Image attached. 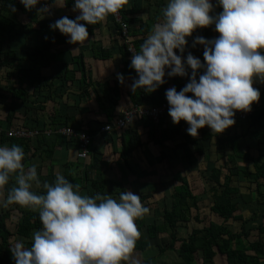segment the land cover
I'll return each mask as SVG.
<instances>
[{
    "label": "trees",
    "instance_id": "16d2710c",
    "mask_svg": "<svg viewBox=\"0 0 264 264\" xmlns=\"http://www.w3.org/2000/svg\"><path fill=\"white\" fill-rule=\"evenodd\" d=\"M41 2L50 3L51 0H41ZM66 2V8L73 9L74 0H66ZM212 2H216L214 6L215 13L222 11V6L218 5L217 0H212ZM9 4H15L18 8L25 10L16 0H0V74H2L0 77V101L7 104L8 99L18 96L22 100L20 110L23 109L26 115H31L30 111L35 108L37 117H39V114L44 113L48 99L53 97V94L44 95L43 89H49L50 86L52 87V84H54L53 80L56 78L61 81H63V79H74L75 72L78 71L80 73L81 96L90 99L92 97L90 88L93 86L97 92V94H95V100L98 105L97 110L98 112L105 113L107 117L106 122L94 120L96 124L95 129L87 128L86 131L91 133L93 139L97 132L106 142L115 143L116 140L120 142L118 159L113 160L114 162L105 158L103 150L98 148L94 141L90 145L88 158L84 160L78 156L77 138L62 134L58 135V140L66 144L68 148L70 147V150L75 145L77 149V162L84 163L82 175H79L78 172L72 173L68 168L64 175L69 181L74 184H79L81 190L90 183L91 188H89V192L91 191V195L99 192L118 197L121 191L128 190L127 184H132V182H127V175L136 169V160L140 157L138 151L144 149L142 155L147 154L146 145L151 143L158 149V162H166L174 168L173 161L170 160L168 155L167 147L169 146V142L173 143L179 139V135H183L185 136L184 138H186V140L184 139V141H180V143L182 144V157L184 162L190 167L189 172H192L199 161L196 154L206 155L208 160L211 159L210 155L206 154L207 147L204 142V140L210 139L213 136L209 126L199 129V135L193 137L188 132H183L179 124L178 126L168 125L165 116L169 113L168 111L160 117L159 122L151 118L138 117L134 119L131 125H127L121 130L114 128L111 132L100 133V128L103 125H114L121 113L118 110V106H120L121 103L123 89L119 80L94 79L90 69L86 65L85 56L82 52L72 57V60L77 64V70L70 68L62 57L64 51L61 49L62 46H68L67 37L58 30L54 34L47 33L48 38L46 39V35L40 34L41 25L38 24L40 27L35 26V23L39 21V14L36 8L33 9L32 13L28 15V20L25 21V19H14L8 16L5 6H9ZM161 4H163V2ZM157 7H160V5H157ZM133 10L134 6L132 8H126L124 6L119 12L122 20L128 24L129 36H131L136 50L139 51L140 44L150 32L155 21L154 17L149 16V18L140 23L138 29L133 30L131 28L132 23L136 20H141L139 17L137 18L135 16L136 13H133ZM66 15L69 18H75L70 14L66 13ZM117 24L115 26L118 28L120 36L122 34L121 25ZM42 28V30L48 32L47 26L42 25ZM214 28V25L202 28V32L206 35V38L212 39L216 37V35L212 33ZM92 32L93 31L89 30V34H92ZM29 34L40 35L41 42L35 45H28L24 52L19 53L14 47V41L19 40L18 38L20 37L26 39ZM119 38L122 39V42L118 44L121 51L122 67L126 74L132 75L133 82V77L138 78V74L134 68L130 67L131 55L128 52L124 39L118 37L117 40ZM192 44L193 40L186 46L185 54L183 53L185 58L187 56L186 53L191 52L193 55H197L203 62L204 47L200 44H197L196 47H192ZM92 50L94 56L100 59L109 58L112 54L108 47L103 46L100 42H94ZM54 62H58L55 67V74L52 77L44 75L42 73V68L49 67ZM2 78L6 79L7 82L11 81V78H14V82L18 84V87L9 85V83L8 85H3L1 83ZM29 78L31 79L30 82H28L29 87H24L23 84H25ZM186 83L187 82L180 79V76H176L171 83L166 81L165 84L161 85L152 93H146L143 89H137L135 92L131 90L128 93L132 104L127 107L137 104L146 107L161 105L167 101L165 93L169 85L176 86L177 90H180ZM29 89L32 94L29 93ZM189 95L192 94L190 93ZM259 101H261V104L259 106L256 104L253 105L252 114L242 122L249 121L248 133L254 137L256 143L264 146V92L261 93ZM63 106L64 109L68 108L66 105ZM51 113L55 114V116L58 115L57 110ZM15 114L16 108H14L13 105H9L5 116L7 124L0 129V145H21L26 153L24 159L26 167L28 166L27 163L30 161L29 158L31 155H39L41 158L45 157L50 159L55 153L57 138L50 141L49 138L41 136L43 135V133H41L42 130H44L43 127L28 124L26 121L29 116L26 117L24 122L16 118ZM73 118L74 116L67 114V117H65L66 121H64L66 127L70 126L77 131L83 130L84 127L82 125L77 126L71 123V120H75ZM235 120L236 123L234 125H238V122L241 121L238 119ZM54 122L57 123L58 121L54 120ZM2 124L4 125V122H0L1 126ZM138 126L143 127L146 134L145 139L142 138ZM37 127H40L39 133H41V135H38V133L31 137H15L7 134L12 128L35 130ZM240 136L241 134L234 133L233 135L222 138L226 146L225 149L229 148L231 150V152L227 154V161H231V165L228 167V173L224 174L221 167L215 165H210V170L207 168L205 169L208 175H205L204 178L207 179L206 184L213 193V199L208 212L217 215L221 219V222L209 220L207 224L193 228L188 236H179V227L183 223L188 222L193 217L198 222L204 221L200 212V198L195 190L196 187L193 185L194 180L188 176V172L176 170L172 173L174 187L171 201L170 203H165L162 207L158 201L151 199L154 194L152 190L139 193L142 202L150 210H153V213L158 208H162L161 217L158 220L153 219L152 221H148L149 218L145 215L136 221L141 232V237L137 241L135 251H141L145 255L142 264H160V259L163 260L161 257H164L163 255L168 250L177 252L179 257L178 261H172L170 264H214L215 257L219 253L225 256L227 264H264V211L262 213L261 211H255L253 215L246 217L242 213L238 203L239 198L243 199L245 202L255 200L261 203V201H264V152L258 149V153L255 155L254 153L251 154L249 149H247V151L243 150L240 147ZM237 158L249 159L253 163L254 169L238 168ZM76 164L80 166L79 163ZM114 166L119 172L118 170L115 171L116 168H114ZM114 172V177L108 178V173L112 174ZM38 173L40 174L41 181L45 180V176L42 174V167L40 166H38ZM239 173L245 175L250 181L249 183L245 181V183H248V185H246L248 192H242L241 188L245 185L238 182L236 183L233 179L234 176L236 174L239 175ZM55 176L56 174H53L51 181H54ZM12 182L14 183V179L10 180L7 191L13 184ZM254 184L255 189L253 190ZM255 193L257 195L254 197ZM16 211L19 212V215L17 218H14V213ZM206 215L209 216V214ZM260 215H262L263 219L259 222V225L255 227L258 230L259 236L255 239H250L252 228L249 227V222L253 218L260 217ZM230 219L240 221L239 230L234 231L228 226L226 222ZM9 220H14L16 222L15 230L13 231L9 227ZM41 227L42 222L38 210H33L17 204L9 205L7 208L1 207L0 264H15L10 250V247L14 244L15 237H19L20 240L22 239L25 244L28 245L31 243L33 231ZM162 235H167V238L162 239V237H164ZM152 245L158 247V254L152 255L148 252ZM198 258L201 259V263H199ZM165 264L169 263L165 262Z\"/></svg>",
    "mask_w": 264,
    "mask_h": 264
},
{
    "label": "clouds",
    "instance_id": "9594fccd",
    "mask_svg": "<svg viewBox=\"0 0 264 264\" xmlns=\"http://www.w3.org/2000/svg\"><path fill=\"white\" fill-rule=\"evenodd\" d=\"M20 2L27 10L36 8L42 18L51 14L52 6L67 4L66 0ZM127 3L74 0L73 11L79 14L74 19L67 15L58 18L49 27L64 34L69 44H80L90 37L88 25L117 14ZM217 3L222 6L219 13L214 12L212 0H166L139 51L132 50L130 67L138 74L130 85L133 92L152 93L166 83V76L189 77L180 90L172 86L165 94L173 123L186 121L193 137L206 125L218 133L234 125L236 111L250 112L260 99L254 79L264 82V0ZM9 7L12 12L17 10L15 4ZM213 24L218 37L197 35L192 44L204 46V61L191 52L185 58L187 37ZM117 78L125 83L123 73ZM122 108L118 110L124 112L126 125H131L136 112ZM25 155L19 144L0 145V189L14 179L6 196L0 191V207L17 204L38 210L42 222L33 231L30 244L21 239L10 247L15 264H142L133 255L141 237L136 221L150 209L138 193L121 191L118 197L85 194L62 173L54 181H41L38 165L26 167Z\"/></svg>",
    "mask_w": 264,
    "mask_h": 264
},
{
    "label": "crops",
    "instance_id": "0c3cea01",
    "mask_svg": "<svg viewBox=\"0 0 264 264\" xmlns=\"http://www.w3.org/2000/svg\"><path fill=\"white\" fill-rule=\"evenodd\" d=\"M153 5L155 7H153ZM133 6H134L133 13H136L135 16L137 18L139 17V19H141V20H136L134 23H132L131 28L133 30L138 29L140 26V23L142 21L146 20L147 18H149V16L154 17L155 22H157L158 18L161 16V9L162 8L157 7V2L151 3L149 0H128V3L125 5L126 8H132ZM146 7H148V9H147L148 10V16L145 15L144 10H143ZM64 8L67 10V14H70L74 17L79 14L78 11H73V9H71V8H66V6H64ZM7 14H8V16H10L14 19H22V18H17L13 13H7ZM39 16H40V14H39ZM145 16H147V17H145ZM61 17L62 16H58V17L54 18L53 21H55L57 18H61ZM114 18L115 17L113 16V14H109L108 17L104 21L99 22L95 25H88V30H91L93 32H92V34L90 33V37L87 41L80 43V44H78V43L77 44H69L68 43L67 47L62 46L61 49H63V51H64L63 56H62L63 59L68 63V66L70 68H73L76 70H77V64H75V62L72 60V57L75 55H78L79 53L82 52L85 56L86 65L90 69L94 79H111L113 81V79H118L117 78L118 73H123L124 77H125V83L121 84L123 92H122V99H121L120 106H118V109L123 107L122 108V110H123L125 107L132 104L131 99L129 97V93H128L129 91L132 90L130 88V85L132 83V75L126 74L124 72L123 67H122L121 51H120V48L118 46V44L122 42V39L119 38L118 39L119 41L117 40V38L121 37V36H119L118 28L115 26L118 22L115 21L116 19H114ZM22 20H24V19H22ZM27 20L28 19H25V21H27ZM38 24L41 25V23L38 21L37 24H35V26L40 27ZM40 29H43L42 25H41ZM198 30L200 31L202 36H204V37L206 36L202 32V28H199ZM42 31L43 30H41L40 34H44ZM57 31H58V29H56L55 31L50 29L44 35H46V37H47L48 34H54ZM131 33H132V31H131ZM212 33L214 35H216V37H218L220 35V34H218V31L215 28L212 30ZM116 35H118V36H116ZM31 36L37 37L39 39V41H35V42L29 44V41L31 40ZM195 36H197V35L192 34V36L187 37L188 43H190V41L194 40ZM20 38H18L19 40L14 41V47L17 49V51H19V53L24 52L28 45H35V44H39L41 42V36L38 34H29L28 37L26 39H24L25 42H22V38L21 39ZM94 42H100L103 46L108 47V49L112 53L111 56L109 58H104V59L96 58L94 56V52L92 50V45ZM202 47H204V46L202 45ZM176 51L178 54H180L178 49ZM184 54H183V56L185 57ZM187 54L188 53H186V55ZM194 56L197 57V55H194ZM57 63L58 62H54L49 67H43L42 73L48 77H52L56 72L55 67H56ZM79 77H80V73L78 71H76L74 79H69V80L63 79V81H61L60 79L56 78L55 80H53L54 84H52V87L49 84V86H50L49 89H43L44 95L53 94V97L48 99L46 107H45V111H44V113L39 114V117H37V113H36L37 111L35 110V108H33L30 111L31 115H26L23 112L24 111L23 109L20 110V105H21L22 100L18 96L16 98L8 99L7 104H5L3 101H0V122H4V125L3 124H2V126L0 125V129L5 127V125L7 124V121L5 120V116H6L7 108L9 107V105H13V107L16 108V114L15 115H16V118H18L19 120H22L25 122L26 117L29 116L27 121H26L28 124L43 127L44 130H42V132H41V133H43V135H41V133H39L38 135L45 136L46 138H49L50 141L57 138L58 135H61V133H59L57 131L63 127H66V124H64V121H66L65 117H67V114L74 116L73 119H75V120H71V123H73L74 125H77V126L82 125L85 130L87 128L95 129L96 124L94 123V120H98V119L100 120V118H99L100 115H101V118L103 120V118L106 117V115H105V113L100 112V111L98 112V110H97L98 105H97L96 100H95V94H97V92L95 91L93 86L90 88V93L92 94V97L90 99H88V98L86 99V97L84 98L81 96L82 90L80 88ZM175 78L176 77H167V76L165 77L166 81H168L170 83ZM180 79L184 80L185 82H188L189 77H180ZM11 80H12V85L14 87H18V84L14 82L15 81L14 78H11ZM30 80L31 79L29 78L27 80V82L25 84H23V86L28 88L29 87L28 82H30ZM1 83L7 84V80L3 78L1 80ZM253 86L258 88L261 93L264 92V82H261L257 79H254ZM170 87H172V85H169V88ZM29 93L32 94L30 89H29ZM33 97H36V96H33ZM32 99H34V98H32ZM255 104L257 106H259L261 104V101L254 102L253 105H255ZM63 105H66L68 108L64 109ZM253 105H252V108H254ZM54 110L58 111V115L55 116V114L51 113ZM116 112H118V111H116ZM103 114H104V116H103ZM165 116H166V120H167L168 125L178 126V124L173 123L172 118L169 115V113L166 114ZM54 120H56L58 122L55 123ZM18 122H20V121H18ZM238 123H239L238 125H232V126L228 127L227 129H225L221 133L214 132L209 127L210 131H212V133H213V136L210 139L204 140V142H205L206 147H207L206 154H209L211 159L208 160L206 155L196 154V156L199 160L196 165H199L200 161L202 162V161L206 160L207 165H209V166L215 165L217 167H221L222 172L224 174L228 173L229 172L228 167L231 165V161L230 160L227 161V154L230 153L231 150L229 148L225 149L226 146H225V143L222 141V138L229 136V135H233L234 133L241 134L239 141H240V147L243 150L247 151V149H249L251 154L254 153L255 155L258 153V149L260 151L264 152V146H261L258 143H256V140L254 139V137L248 133L249 121H246V122L240 121ZM179 125H181L183 132H187V128L189 127V125L186 121L181 120ZM40 127H37L35 129L39 130ZM204 127H208V126L206 125ZM138 130L140 132V130H143V127L138 126ZM143 132L145 133V131H143ZM200 134H201V132H200ZM145 137H146V134H145ZM178 137H180V138L177 139L175 142H173V143L169 142V146L167 147V151L169 148H173L177 145V148L181 149V152L183 155L182 144L180 143V141H184V139L186 140V138H184L185 136H183V135H179ZM142 138L145 139L143 135H142ZM58 139L59 138H57V141H56L55 153L52 155V157L50 159L49 158L44 159L45 163L43 162L41 165L42 174L45 176V180L47 179V181L52 180L53 174L62 173L64 175L66 173V171L68 170V168H69V170L72 171V173L78 172L79 175H82L83 170H84V163L83 162H77V149H76L75 145L73 144L74 147L70 150V147L68 148L66 146V144L60 142ZM93 141L98 146V148H100V149H103L104 146L106 145V143H105L106 141L104 140V138L103 137L101 138V135L97 132L94 135ZM103 144H104V146H103ZM150 144L146 145V147H148V152L153 150V148L150 147ZM153 147L156 148L155 146H153ZM78 151H79V149H78ZM114 155H113V157L115 159H113V160H117L118 156L115 157ZM32 156L35 157L37 155H32ZM109 158H110V156H109ZM170 160L174 161L175 163L177 162V160L172 158V157H170ZM181 160L184 161L182 156H181ZM72 162H74V163H72ZM76 163H79L80 166H78ZM237 164H238V168L240 167V168L254 169L253 163L247 158H237ZM173 165H174V163H173ZM209 166L207 167V169L210 170ZM175 168L176 167L174 165V169ZM176 170H180V169H175L174 171H176ZM239 177L242 179L245 178L246 180L249 181V179H247V177H245V175L239 173V175L236 174L233 178L236 181V183H237V178H239ZM86 187H85L86 189L91 188L90 183H88ZM84 189H82V190H84ZM82 190H81V192L85 193ZM241 190H242V192H248L247 190L244 191L242 188H241ZM252 195H253V191H252Z\"/></svg>",
    "mask_w": 264,
    "mask_h": 264
},
{
    "label": "rangeland",
    "instance_id": "374dc122",
    "mask_svg": "<svg viewBox=\"0 0 264 264\" xmlns=\"http://www.w3.org/2000/svg\"><path fill=\"white\" fill-rule=\"evenodd\" d=\"M149 1L151 3L157 2V5L158 6L160 5L159 8H163V6L166 3V0H149ZM16 2L21 4L23 6V8H25V6L20 2V0H16ZM162 2H163V4H161ZM41 4H43V3L41 2ZM213 4L215 6L216 2H213ZM39 6L40 5H37V8ZM15 7L17 10L15 12H12L11 8L9 6H5L6 13H13L17 18H22V19H28V15L31 14L32 10L34 9L33 8L32 10H27L25 8V10H22V8H18L17 6H15ZM153 7H155V6L153 5ZM147 9H148V7L144 8L143 10H144L145 15L148 16V10ZM66 13H67V10L64 7L52 6L51 14L46 15L44 18H42V14H40L39 22L41 23V25L47 26L48 27L47 31H49L51 29L49 27V25L54 22L53 21L54 18H56L58 16L63 17L64 15H66ZM147 16H145V17H147ZM35 24H37V23H35ZM40 30H42V29H40ZM45 31L46 30H43L42 32L44 34H46ZM218 34H220V33L218 32ZM193 35H201V33L198 29H196V30H194ZM35 41H39V39L37 37L31 36V40L29 41V44L33 43ZM22 42H25V40L22 39ZM1 75L2 74H0V77H1ZM3 76H4V73H3ZM11 81L7 82V84L6 83L5 84L2 83V84L8 85V83H9V85H12ZM251 111H253V110H251ZM103 116H104V114H103ZM99 118L101 121L102 120L101 115L99 116ZM102 121L106 122L107 117H104ZM143 131H144V129L140 130V133L145 138V133ZM105 143H106V145L104 146ZM105 143L103 144L104 148L102 149L103 153L105 155V158H107L110 161H113V159H115L113 157V155L115 154L114 155L115 157L118 156V151L120 148V142H118V140H116L115 143H113V142H105ZM150 147L153 148V150L150 152H148V147H145L147 149V154L142 155V151L144 152V149H140L138 151L140 153V157L138 158V160H136L137 161L136 169L127 175V182L128 183L132 182V184H127L128 190H131V191L138 193V194L142 191L146 192V191L152 190V192L154 194H153V197L151 199L158 201L160 206L162 207V205H164L165 203H170V201H171V195H172L173 187H174V182L172 180L171 174L174 172L175 169H180L186 173L188 172L187 173L188 176L192 180L195 181V184L193 181V185H194V187H196L195 190L198 193V196L200 198V205H201L200 212H201V216L204 219V221L198 222L193 217L191 220L183 223L179 227V236H182V237L188 236V234L191 232V230L193 228L201 227L204 224H207L209 222V220H215V221L221 222V219L217 215L208 212L209 206H210L212 199H213V193L209 190L208 185L206 184L207 179L204 178L205 175H208V172L205 170L209 166L206 164V160H204L202 162L200 161L199 165H195L192 172H189L190 167L188 166V164L186 162L181 160L182 152H181V149H178L177 145H176L175 147L168 149V155L177 160L176 163L173 161V163L176 167L174 169L172 166H170L166 162H163V163H161L160 161L158 162V160H157L158 149L154 148L151 144H150ZM109 156H110V158H109ZM44 159H46V158L45 157L41 158L39 155H37L35 157H33L31 155L29 158L30 161L27 163V165L29 166L32 163H36L38 166L41 167L42 163L43 162L45 163ZM115 166H114V168H116ZM116 170H118V169L116 168L115 171ZM118 172H119V170H118ZM110 173H108V178H113L115 172L112 174H110ZM244 179L239 177V178H237V182L242 184V185H245L244 187H242V189L244 191H246L247 190L246 185H248L249 181L246 179L244 180ZM245 181L248 183H245ZM49 182H51V181H49ZM7 186H5L4 189H0V191L4 192L5 196L7 195ZM85 189L82 191L85 192L86 194L91 195V191L89 192V189H86V190ZM254 189H255V184H254L253 190ZM34 190L43 191L42 188H36L35 186H34ZM256 195L257 194L255 193L254 197ZM238 203L241 207L242 213L246 217L253 215V213L255 211H261V213L264 211V201H261V203L256 202L255 200H253L251 202H245L243 199L239 198ZM161 212H162V208L161 209L158 208L156 211H154V213H153V210H150V212L148 214H146L147 217L149 218V219L147 218L148 221L149 220L152 221L153 219L158 220L161 217ZM206 214H209V216H207ZM18 215H19V212L16 211L14 213V218H17ZM262 219H263V217H262V215H260V217L253 218L250 220L249 227L252 228L251 234L249 237L250 239H255L259 236L258 230L255 227H257L259 225V222L262 221ZM15 223L16 222L14 220H9V222H8L9 227L12 231L15 230ZM226 223L234 231H237L240 229V221H234L233 219H230ZM162 236H164V237H162V239L167 238V235H162ZM16 240H20V238L15 237L14 243ZM148 252L152 255H156L159 253V249L157 246L152 245V247H150ZM133 255L138 257L141 261L145 257V255L141 251H135L133 253ZM163 256L164 257H161L163 260L160 259V264H165V262L166 263L168 262L170 264L172 261H178L179 260L177 252L172 251V250L166 251ZM198 260H199V263H201V259L198 258ZM214 264H227L225 256L219 253L215 257V263Z\"/></svg>",
    "mask_w": 264,
    "mask_h": 264
},
{
    "label": "built area",
    "instance_id": "2783aa9c",
    "mask_svg": "<svg viewBox=\"0 0 264 264\" xmlns=\"http://www.w3.org/2000/svg\"><path fill=\"white\" fill-rule=\"evenodd\" d=\"M113 16L115 17L118 24L121 25L122 34L120 36L124 39L127 45L128 52L132 56L133 55L132 50L134 51H137V50L131 40V36H129L130 35L129 26L127 23H125L122 20L120 12H118L117 14ZM168 109H169V103L168 101H166L162 103L161 105L151 106V107H146L141 104H137L134 106L132 105L130 107L124 108L122 111L134 110L136 112L135 119L138 117H143V118L145 117V118H151L154 121L159 122L160 117L164 115L168 111ZM251 114H252V111L244 112V111L237 110L235 119H238L239 121L240 120L243 121ZM126 126L127 125H126L125 114L124 112H121L118 118L116 119L114 125L113 124L103 125L100 128L99 132L100 133L111 132L114 128L117 130H121ZM57 132L63 135H66L68 137L77 138L78 139V149H79L78 156L84 160L89 156L90 145L93 142V137L89 132H87L86 130L77 131L72 127H63L59 129ZM38 133H39V130H36V129L30 130L26 128H12L11 130L8 131L7 134L9 136H15V137H31Z\"/></svg>",
    "mask_w": 264,
    "mask_h": 264
}]
</instances>
